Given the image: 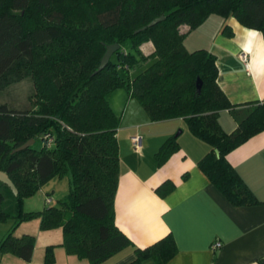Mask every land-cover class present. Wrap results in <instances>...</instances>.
<instances>
[{
  "label": "trees",
  "instance_id": "1",
  "mask_svg": "<svg viewBox=\"0 0 264 264\" xmlns=\"http://www.w3.org/2000/svg\"><path fill=\"white\" fill-rule=\"evenodd\" d=\"M211 15L224 20L226 38L234 35L226 24L231 18L264 35V0H0V90L27 78L33 85L29 109L0 104V171L17 190L14 196L0 183V224L14 221L0 241V257L31 260L34 237L14 231L32 219L39 220L41 231L60 229V247L89 264H102L127 248L134 253L127 264H166L176 255L170 234L140 249L115 224L120 118L108 97L118 89L151 122L185 121L191 135L210 147L199 170L232 206L264 204L226 159L264 131V103L232 105L217 83L216 57L184 44ZM183 26L187 32H181ZM148 42L153 50L144 55L139 48ZM114 44L119 49L95 73L106 47ZM132 70L140 72L130 77ZM222 111L236 123L233 133L221 128ZM29 140L31 147L15 151ZM178 149L177 138H168L154 154L157 167ZM65 175L69 192L58 206L22 210L25 198ZM174 188L167 180L155 192L163 197ZM54 249L45 248L43 264L54 263Z\"/></svg>",
  "mask_w": 264,
  "mask_h": 264
},
{
  "label": "crops",
  "instance_id": "2",
  "mask_svg": "<svg viewBox=\"0 0 264 264\" xmlns=\"http://www.w3.org/2000/svg\"><path fill=\"white\" fill-rule=\"evenodd\" d=\"M223 24L222 18L209 16L187 34L186 48L206 49L216 57L217 83L232 105L264 103V35L243 28L231 18L226 24L234 35L226 38L221 35ZM187 31L186 26L181 27L182 33ZM139 49L148 55L153 46L148 42ZM242 54L247 56V68L240 59ZM108 102L115 115L125 116L129 110L127 127L117 132L120 169L114 210L117 228L133 246L143 249L170 234L177 253L166 264H261L264 204L234 207L225 199L197 166L210 147L190 134L183 119L151 122L123 89L112 92ZM219 124L227 134L237 127L228 111L220 112ZM133 137L140 138L138 149L133 146ZM170 137L177 138L179 149L157 167L154 154ZM226 159L255 198L264 203V131L230 152ZM167 180L175 188L161 197L155 190ZM12 227L13 222L0 224L1 237ZM18 230L14 231L17 237L36 235L31 260L24 262L4 255L0 264H43L45 248L50 245L55 246L53 264H89L65 253L60 247L59 231L40 232L30 227L18 234ZM216 242L221 246L213 250ZM133 259V248H127L102 264H127Z\"/></svg>",
  "mask_w": 264,
  "mask_h": 264
},
{
  "label": "rangeland",
  "instance_id": "3",
  "mask_svg": "<svg viewBox=\"0 0 264 264\" xmlns=\"http://www.w3.org/2000/svg\"><path fill=\"white\" fill-rule=\"evenodd\" d=\"M139 70L130 71L129 76L130 77L136 76L140 72ZM32 93H33V85L31 79L30 78L24 79L23 81L11 84L0 90V104H5L14 109H26V108L29 109L30 108L29 97ZM117 110L118 109L116 108L115 111L119 112ZM116 116L120 118L119 129L122 128L125 129L127 127V125L125 124H127V122L130 120L129 110L125 112V116L122 115L121 113H119ZM120 138H122V136ZM40 147H41V142L37 141L35 143V148L38 149ZM69 182H70L69 175H65L63 177L55 176L51 178L49 181L45 182L34 195L27 197L23 200L22 210L25 212L41 211L44 207L48 206L44 204V200L46 197H49L51 199V204L49 206H58V203L62 201L69 192V185H70ZM8 222H13L14 225L13 220H8L7 223ZM5 223H1V224H5ZM30 227L34 229L36 228V230L38 229L40 232H43L39 228L38 219H32L30 221L22 222L21 224L18 225L16 229H19L18 234H21V232L27 230ZM53 231H59L60 233H62L60 229H54ZM31 236L34 237V240L36 242V235L31 234ZM0 238H2L1 234H0Z\"/></svg>",
  "mask_w": 264,
  "mask_h": 264
},
{
  "label": "water",
  "instance_id": "4",
  "mask_svg": "<svg viewBox=\"0 0 264 264\" xmlns=\"http://www.w3.org/2000/svg\"><path fill=\"white\" fill-rule=\"evenodd\" d=\"M164 19L163 16L155 19L154 21H152L148 26V27H152L155 24H157L158 22L162 21ZM119 49V46L117 44L114 45H110L106 47V51L100 61V65L97 69V71L95 73H99L100 71H102L108 64L110 58L112 57V55ZM197 93H200V81L197 82ZM34 144V140H29L26 143H24L22 146H20L19 148H17L15 151L16 152H20V151H24L25 149L31 147ZM216 153V156H218V153ZM0 183L4 184L5 186H7L10 191L12 192V194L14 196L17 195V190L15 188V186L13 185V183L11 182V180L9 179V177L7 176V174L3 173L0 171Z\"/></svg>",
  "mask_w": 264,
  "mask_h": 264
},
{
  "label": "built area",
  "instance_id": "5",
  "mask_svg": "<svg viewBox=\"0 0 264 264\" xmlns=\"http://www.w3.org/2000/svg\"><path fill=\"white\" fill-rule=\"evenodd\" d=\"M246 58H247V56L245 54L240 55L241 61L245 64L244 65L245 68H247ZM49 142H50V140H49ZM132 143H133L134 148L138 149L140 146V138L139 137H133ZM44 204L49 206L51 204V199L49 197H46L44 200ZM220 246H221V244L219 242H216L212 245V248H213V250H216V249H219Z\"/></svg>",
  "mask_w": 264,
  "mask_h": 264
}]
</instances>
